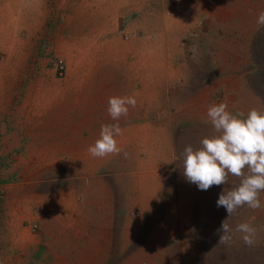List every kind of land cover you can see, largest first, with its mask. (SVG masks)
<instances>
[{"label": "rangeland", "instance_id": "obj_1", "mask_svg": "<svg viewBox=\"0 0 264 264\" xmlns=\"http://www.w3.org/2000/svg\"><path fill=\"white\" fill-rule=\"evenodd\" d=\"M260 11L264 0H0V264H264V191L260 209L227 217L216 201L239 178L200 190L179 159L216 134L209 106L264 112ZM112 96L136 106L112 120ZM117 123L121 153L91 156ZM225 218L255 228L254 243L219 244Z\"/></svg>", "mask_w": 264, "mask_h": 264}, {"label": "clouds", "instance_id": "obj_2", "mask_svg": "<svg viewBox=\"0 0 264 264\" xmlns=\"http://www.w3.org/2000/svg\"><path fill=\"white\" fill-rule=\"evenodd\" d=\"M257 24L264 26V11L258 13ZM107 105L108 115L118 121L128 115L129 107L136 106V99L112 96ZM207 116L216 134L203 137L199 148L185 146L179 157L185 179L198 189L207 190L213 185L227 184L230 175L238 177V185L219 194L217 207L222 206L227 217L244 206L260 209L259 193L264 191V112L253 108L245 119H240L227 111V104L219 103L208 107ZM122 131L118 123L102 125L99 138L88 147V153L98 158L120 154L122 149L116 137L122 135ZM217 232L220 233L218 243L223 245H230L233 236L240 233L243 244L251 246L256 235L249 223L242 222L233 228L226 218Z\"/></svg>", "mask_w": 264, "mask_h": 264}, {"label": "crops", "instance_id": "obj_3", "mask_svg": "<svg viewBox=\"0 0 264 264\" xmlns=\"http://www.w3.org/2000/svg\"><path fill=\"white\" fill-rule=\"evenodd\" d=\"M207 96H205V95H202V94H200V95H196V96H193L192 98H201V99H205ZM195 115H198V116H202L203 115V113L202 112H200V113H195ZM198 116H195L197 119H199L198 118ZM200 120V119H199Z\"/></svg>", "mask_w": 264, "mask_h": 264}, {"label": "built area", "instance_id": "obj_4", "mask_svg": "<svg viewBox=\"0 0 264 264\" xmlns=\"http://www.w3.org/2000/svg\"><path fill=\"white\" fill-rule=\"evenodd\" d=\"M53 64H54L53 66L57 69V71H60L62 69L60 60L55 61Z\"/></svg>", "mask_w": 264, "mask_h": 264}]
</instances>
